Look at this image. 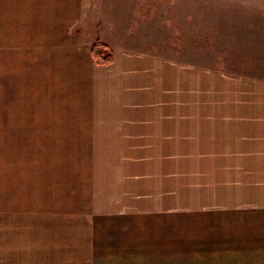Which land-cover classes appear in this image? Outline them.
<instances>
[{
	"label": "rangeland",
	"instance_id": "obj_1",
	"mask_svg": "<svg viewBox=\"0 0 264 264\" xmlns=\"http://www.w3.org/2000/svg\"><path fill=\"white\" fill-rule=\"evenodd\" d=\"M51 2L0 0V264H92L93 221L110 216L127 190L150 205L159 163L142 156L173 151L106 126L138 105L149 107L148 121L171 123L177 109L220 105L222 82L236 74L264 75V0H82L76 33L92 57L96 45L112 59L122 47L149 62L115 88L76 90L67 68L36 66L45 58ZM109 93H118L117 103L97 105L95 96ZM141 97L148 101L136 103ZM197 127L200 139L205 130Z\"/></svg>",
	"mask_w": 264,
	"mask_h": 264
},
{
	"label": "crops",
	"instance_id": "obj_2",
	"mask_svg": "<svg viewBox=\"0 0 264 264\" xmlns=\"http://www.w3.org/2000/svg\"><path fill=\"white\" fill-rule=\"evenodd\" d=\"M47 11L51 21L45 58H38L36 66L51 72L52 66L67 68L76 90L115 88L125 73L146 68L148 55L122 47L115 48L113 65L94 62L90 45L80 43L76 33L82 0H52ZM32 57H39V51L30 53L29 66ZM235 77L222 82L218 106L199 107L204 111L197 112L196 107L177 109L171 123L148 121V106H132V111L123 112L129 113L126 120L106 126L125 131L120 135L125 139L155 140L154 145H172L173 151L142 156L144 163H159L150 205H141L143 199L140 202L133 190H127L110 216L93 221L92 264H264V75ZM78 96L92 101L96 97L100 106H112L120 98L118 93ZM136 100L143 104L147 98ZM184 113L203 120L184 118ZM196 126L205 130L200 139L193 135ZM125 173L128 176L127 168ZM143 175L146 180L144 168ZM159 190L171 193V202L160 200Z\"/></svg>",
	"mask_w": 264,
	"mask_h": 264
},
{
	"label": "trees",
	"instance_id": "obj_3",
	"mask_svg": "<svg viewBox=\"0 0 264 264\" xmlns=\"http://www.w3.org/2000/svg\"><path fill=\"white\" fill-rule=\"evenodd\" d=\"M93 57L96 59V60H100L101 61V64H104V65H109L111 62H113V59L109 56H105L103 54V47H100L99 45H96L94 48H93Z\"/></svg>",
	"mask_w": 264,
	"mask_h": 264
}]
</instances>
